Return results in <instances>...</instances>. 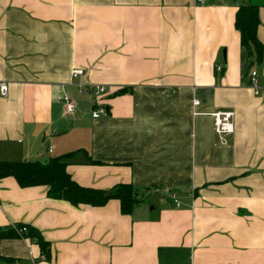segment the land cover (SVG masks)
Wrapping results in <instances>:
<instances>
[{
	"label": "crops",
	"instance_id": "1",
	"mask_svg": "<svg viewBox=\"0 0 264 264\" xmlns=\"http://www.w3.org/2000/svg\"><path fill=\"white\" fill-rule=\"evenodd\" d=\"M203 1L0 0V162L71 153L83 187L152 189L123 215L117 200L73 206L1 178L0 227L32 226L49 253L4 239L0 264H264V98L248 85L251 70L264 84V0H248L259 63L234 27L244 1ZM78 85L105 87V115ZM216 110L234 112L225 145Z\"/></svg>",
	"mask_w": 264,
	"mask_h": 264
},
{
	"label": "trees",
	"instance_id": "2",
	"mask_svg": "<svg viewBox=\"0 0 264 264\" xmlns=\"http://www.w3.org/2000/svg\"><path fill=\"white\" fill-rule=\"evenodd\" d=\"M243 1L237 6L234 27L239 33L240 45L246 51L247 58L259 63L263 57V45L257 36L259 6L248 0ZM127 91V89H121L116 94H123ZM69 155L71 153L42 161L0 162V179L13 177L22 188L46 186L48 197L67 201L73 206L90 205L96 207L105 205L109 200H117L120 213L123 215L130 214L134 206L145 199V193L152 190L144 188L140 192L130 183H118L106 190L83 187L77 184L66 170V160ZM20 237L29 238L39 246L45 257L48 256L49 245L43 240L37 229L22 223L0 227V241Z\"/></svg>",
	"mask_w": 264,
	"mask_h": 264
},
{
	"label": "built area",
	"instance_id": "3",
	"mask_svg": "<svg viewBox=\"0 0 264 264\" xmlns=\"http://www.w3.org/2000/svg\"><path fill=\"white\" fill-rule=\"evenodd\" d=\"M195 2L203 4V0H195ZM222 66L216 65L214 68L215 73L222 72ZM82 74V70L80 69H73L72 76L76 77ZM248 85L253 93L254 96L264 98V84L260 81L258 72L256 70H251L248 73ZM87 89L88 92H91L93 95V105L95 109L92 111V117L97 118L100 115H105L106 112L103 107L100 106V100L102 95L105 93V87L102 85H95V86H88L84 88L81 85H78V92H83ZM8 95V84L5 81L0 80V97H6ZM64 104L65 112L72 113L74 110L73 102L66 96L59 98ZM193 106L198 104L197 100H193ZM209 115L213 119V130L217 137L218 143L225 145L228 143V137L233 134L234 132V112L229 110H216L210 112ZM167 197L174 203L176 207H179L180 203L177 199V195L173 191L167 192ZM29 264H33L31 261Z\"/></svg>",
	"mask_w": 264,
	"mask_h": 264
},
{
	"label": "rangeland",
	"instance_id": "4",
	"mask_svg": "<svg viewBox=\"0 0 264 264\" xmlns=\"http://www.w3.org/2000/svg\"><path fill=\"white\" fill-rule=\"evenodd\" d=\"M90 108H91V107H88V109H87V110H88V111H90V110H91ZM86 112H87V111H86Z\"/></svg>",
	"mask_w": 264,
	"mask_h": 264
}]
</instances>
